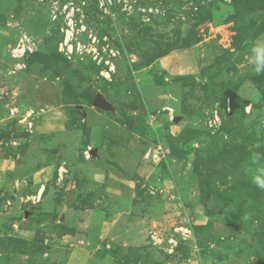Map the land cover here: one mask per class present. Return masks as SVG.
I'll list each match as a JSON object with an SVG mask.
<instances>
[{"label":"rangeland","instance_id":"1","mask_svg":"<svg viewBox=\"0 0 264 264\" xmlns=\"http://www.w3.org/2000/svg\"><path fill=\"white\" fill-rule=\"evenodd\" d=\"M260 38L264 0H0V264H264Z\"/></svg>","mask_w":264,"mask_h":264},{"label":"clouds","instance_id":"2","mask_svg":"<svg viewBox=\"0 0 264 264\" xmlns=\"http://www.w3.org/2000/svg\"><path fill=\"white\" fill-rule=\"evenodd\" d=\"M251 53L249 63L252 65L254 72L257 75L264 74V38L254 42ZM262 176H264V170L260 171V175L254 177V182L259 188L264 189V178H261Z\"/></svg>","mask_w":264,"mask_h":264},{"label":"crops","instance_id":"3","mask_svg":"<svg viewBox=\"0 0 264 264\" xmlns=\"http://www.w3.org/2000/svg\"><path fill=\"white\" fill-rule=\"evenodd\" d=\"M70 250L71 254L68 264H117L110 256L103 258L94 257L87 248L71 247Z\"/></svg>","mask_w":264,"mask_h":264},{"label":"built area","instance_id":"4","mask_svg":"<svg viewBox=\"0 0 264 264\" xmlns=\"http://www.w3.org/2000/svg\"><path fill=\"white\" fill-rule=\"evenodd\" d=\"M28 49H30V41L27 38H23L14 50L13 56L17 59H22ZM20 51L22 52L20 53Z\"/></svg>","mask_w":264,"mask_h":264},{"label":"water","instance_id":"5","mask_svg":"<svg viewBox=\"0 0 264 264\" xmlns=\"http://www.w3.org/2000/svg\"><path fill=\"white\" fill-rule=\"evenodd\" d=\"M94 106H97L101 109H107L108 106L106 105V103L103 101L102 97L100 95H98L95 100H94Z\"/></svg>","mask_w":264,"mask_h":264},{"label":"trees","instance_id":"6","mask_svg":"<svg viewBox=\"0 0 264 264\" xmlns=\"http://www.w3.org/2000/svg\"><path fill=\"white\" fill-rule=\"evenodd\" d=\"M106 256H109L108 254H106V255H104V256H101V257H99V258H103V257H106ZM115 257V256H114ZM115 260V259H114ZM116 261V260H115ZM117 262V261H116ZM117 264H119V263H117Z\"/></svg>","mask_w":264,"mask_h":264},{"label":"bare ground","instance_id":"7","mask_svg":"<svg viewBox=\"0 0 264 264\" xmlns=\"http://www.w3.org/2000/svg\"><path fill=\"white\" fill-rule=\"evenodd\" d=\"M22 51H20V53H21ZM42 191V190H41ZM42 193V192H41Z\"/></svg>","mask_w":264,"mask_h":264}]
</instances>
